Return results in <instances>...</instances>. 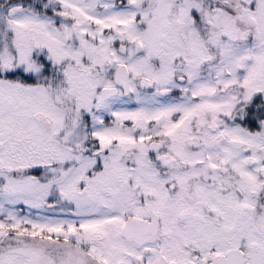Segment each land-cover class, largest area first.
<instances>
[{
    "label": "snow or ice",
    "instance_id": "6c2138e0",
    "mask_svg": "<svg viewBox=\"0 0 264 264\" xmlns=\"http://www.w3.org/2000/svg\"><path fill=\"white\" fill-rule=\"evenodd\" d=\"M0 264H264V0H0Z\"/></svg>",
    "mask_w": 264,
    "mask_h": 264
}]
</instances>
